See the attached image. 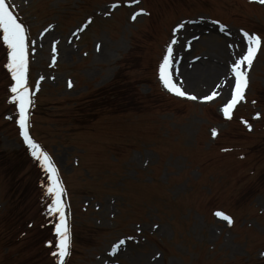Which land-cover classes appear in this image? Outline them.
<instances>
[{
    "label": "rangeland",
    "instance_id": "1",
    "mask_svg": "<svg viewBox=\"0 0 264 264\" xmlns=\"http://www.w3.org/2000/svg\"><path fill=\"white\" fill-rule=\"evenodd\" d=\"M11 2L35 42L29 64L33 84L40 85L37 104L42 109L35 110L32 127L45 142L67 194L68 190L72 194L73 210L66 208V215L71 216L73 256L66 264H264V188L255 191L256 184L264 182V143L257 146L264 141V44L250 70L245 100L230 120L220 115V101L194 103L174 96L159 81V64L166 54L171 29L180 23L203 24L192 25L195 29L186 32V36L198 37L188 55L196 60L206 52L208 44L223 45L229 41L220 35L221 26L236 36L240 29L261 35L264 6L250 0ZM113 3H126L132 8L112 9ZM141 9L151 14L135 21L129 18L133 11ZM89 19L91 23L81 35L80 28ZM209 26L215 32L209 33ZM43 32L47 34L44 36ZM261 36L264 39V33ZM41 38L47 40L40 41ZM189 41L183 34V47ZM51 42L57 44L55 66H50L54 56ZM98 43L100 53L94 50ZM3 54L0 48L1 71L6 64ZM118 76L124 78V84L117 82ZM115 82L117 85L111 89ZM12 83L9 78L0 84V148L21 152L13 123L8 121L16 112L11 102ZM124 87L140 95L141 102H133L137 103V112L121 107L116 110L120 113L113 109L95 113L94 123L82 124L83 120L76 117L78 127L72 125L70 130L64 126L68 125L63 124L65 111L101 106L103 100L97 96L102 91L109 88L107 93L113 94L112 90ZM123 91L117 93L120 98ZM257 95L262 98V106L250 107L248 101ZM257 113L259 119L255 118ZM239 115L246 119H238ZM242 121H247L251 130ZM254 147L258 148L257 154H251ZM203 148L209 151L203 161H194V155L203 152L196 150ZM222 148L230 152L217 155L223 153L218 152ZM242 156L256 163L257 176H247L243 185L235 188ZM22 160L18 157L11 164L18 172L13 169L5 175V169L0 170V218L5 193L15 186L14 194L24 196L18 199V205L27 209L26 216L9 228V234H19L18 229L24 228L27 221L37 220L40 206L45 216L55 221L47 213L50 197L46 185L45 195L37 205L33 192L36 187L40 195L38 176L32 174L33 178L27 179V163ZM149 174L158 178L155 190L153 185H133ZM241 188L252 194L235 214L232 200L240 199ZM212 209L230 210L237 226L214 220ZM24 230L28 231L26 227ZM6 231L0 223L2 242ZM19 238L4 258L14 253L13 262L22 261L38 250L16 254L18 248L30 242L27 236ZM121 239L128 244L126 251L113 255L111 248ZM6 246L7 243H0L1 252ZM52 250L54 246L50 254ZM152 257L155 259L150 260ZM45 264H56V258L51 255Z\"/></svg>",
    "mask_w": 264,
    "mask_h": 264
},
{
    "label": "snow or ice",
    "instance_id": "2",
    "mask_svg": "<svg viewBox=\"0 0 264 264\" xmlns=\"http://www.w3.org/2000/svg\"><path fill=\"white\" fill-rule=\"evenodd\" d=\"M250 2L258 3L264 6V0H250ZM133 3H139V0H133ZM131 6V5H129ZM120 5L113 3L112 9L119 8ZM141 14L146 15L142 9L139 12H135L132 16V20H136ZM91 23L89 19L83 28H86ZM185 24L180 23L173 31V38L166 49V54L163 56L162 62L159 64V79L163 84V87L169 92L174 93L177 96L185 97L190 100H196L197 97L189 95L182 90L178 83L174 81L172 75V69L174 67V49L172 45L178 43V37L176 33L184 29ZM83 28L81 30H83ZM221 31H224L221 26ZM244 40L246 41V50L243 51L236 61L232 64L231 71L234 75V85H229L230 98L224 103L222 111L227 119H232V114L236 106L245 99V89L248 86L247 72L250 70L251 65L256 58L257 52L262 45V38L260 35L250 34L247 31L242 33ZM198 39V37H194ZM34 41L29 39L26 26L18 19L12 10L10 5L6 3V0H0V48H4L6 52V64L5 67L10 74V79L14 83L10 85L11 102H13L18 108V124L20 134L23 137L24 143L27 145L31 156L39 163L42 170L47 174L46 194L50 197L49 202L46 204L47 213L52 216L56 223L54 224V240L48 242V246L51 248L54 246V250L51 251V255L56 258V264H66V258L71 255V228L66 215V204L63 199L65 194V188L61 181L59 171L52 160L51 156L41 148V145L34 141L29 135V108L33 104L31 85L29 82V57L31 52V46ZM189 45L191 41L188 42ZM57 51L56 44L52 45V52L55 54ZM55 55L53 56V62ZM43 79V77H41ZM69 87L72 86L69 82ZM36 90L39 89V84L35 85ZM219 93L213 91L210 95L203 97L204 101L213 100ZM255 103V101H253ZM11 118V117H10ZM257 119L260 118L257 113ZM247 124L249 130L251 125L247 121H242ZM216 130L214 129L212 135L216 136ZM227 151V149H225ZM215 215L220 219L227 221L228 225L233 224V219L226 215L222 211L215 212ZM131 239V237H129ZM126 241L124 239L113 246L112 254L115 255L121 245H124Z\"/></svg>",
    "mask_w": 264,
    "mask_h": 264
},
{
    "label": "bare ground",
    "instance_id": "3",
    "mask_svg": "<svg viewBox=\"0 0 264 264\" xmlns=\"http://www.w3.org/2000/svg\"><path fill=\"white\" fill-rule=\"evenodd\" d=\"M209 32L212 33L213 30L209 29ZM233 39L235 43L229 42L230 51L225 48L226 42L223 45L221 43L208 44L206 52L196 64L189 65L182 61L174 63V80L184 86L186 93L196 96L199 102H203V97L210 95L213 91L218 92L217 96L222 98L226 93L224 85L226 81H229V72L225 68V62L234 60L243 44L237 37ZM183 55L186 53L184 52Z\"/></svg>",
    "mask_w": 264,
    "mask_h": 264
}]
</instances>
